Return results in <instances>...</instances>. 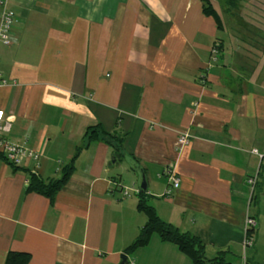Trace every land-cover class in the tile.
Segmentation results:
<instances>
[{
	"label": "crops",
	"instance_id": "0c3cea01",
	"mask_svg": "<svg viewBox=\"0 0 264 264\" xmlns=\"http://www.w3.org/2000/svg\"><path fill=\"white\" fill-rule=\"evenodd\" d=\"M6 1L14 23L0 70L13 83L0 86V110L8 137L39 157L15 166L0 155V264L9 251L28 253L26 264H120L122 253L125 264H194L156 233L125 253L146 221L137 174L112 139L87 140L96 125L142 166L145 200L163 221L199 238L207 257L264 264V52L250 56L236 40H249L251 20L225 13L227 40L224 19L218 30L201 0ZM185 129L192 136L179 149ZM79 146L52 198L28 190L30 173L58 178ZM168 165L180 179L170 196ZM248 215L256 226L244 248Z\"/></svg>",
	"mask_w": 264,
	"mask_h": 264
},
{
	"label": "trees",
	"instance_id": "16d2710c",
	"mask_svg": "<svg viewBox=\"0 0 264 264\" xmlns=\"http://www.w3.org/2000/svg\"><path fill=\"white\" fill-rule=\"evenodd\" d=\"M203 7L202 12L204 15L209 16L213 19L216 28L218 30H223V20L214 7V1H218L225 11L228 14H234L236 17H241L242 13L245 15H251V3L249 0H201ZM231 9V10H230ZM234 10V13L232 12ZM262 12V11H261ZM215 46L218 53L222 50V40L217 38L212 46ZM211 49V48H210ZM99 134L107 136L108 139H112L115 143L114 154L118 156L122 155V143L119 137L114 135H109L104 132L98 125L90 126L86 130L87 140L91 141L97 138ZM83 146L76 148L74 155L71 159L61 167L60 176L55 179H50L48 181L42 180L34 173H30V179L28 181V190L35 191L52 198L57 190L67 181L68 177L74 169V160L77 155L81 152ZM139 198L136 204L137 209L140 212H143L146 216L145 223L139 228L138 234L135 239L126 246L125 253H131L138 247L145 246L150 236L153 233L158 234L161 240L169 241L175 244L178 249L184 253L194 264H229L225 262L220 254L215 255L214 257H207L204 252L203 242L194 235H191L187 232H181L175 228L172 224L163 221L156 213L154 207L148 204L144 197V192H138ZM29 255L26 252H17L9 251L5 257L4 264H26L28 261Z\"/></svg>",
	"mask_w": 264,
	"mask_h": 264
},
{
	"label": "built area",
	"instance_id": "2783aa9c",
	"mask_svg": "<svg viewBox=\"0 0 264 264\" xmlns=\"http://www.w3.org/2000/svg\"><path fill=\"white\" fill-rule=\"evenodd\" d=\"M14 23V13L7 6L6 0H0V43L3 45H9L11 43V31ZM217 49L213 45L210 49V61L215 63L218 60ZM13 83L12 80L7 79L2 71L0 70V86L8 85ZM12 126L11 119L3 115L0 110V155L4 157L5 160L10 162L15 166L23 165L26 161H34L35 165L39 157V153L33 149L27 148L23 144L14 141L8 137ZM192 134L189 130H179L176 136V144L179 149L186 145ZM251 152L262 156L256 149H251ZM162 174L167 179V186L164 191V195L170 196L180 184V179L176 174L172 166H165ZM257 180V173L249 175L246 179L248 186L250 187V192H253ZM122 195L129 196L131 191L137 192V189H130L127 187H121ZM256 226V221L254 217L246 216L245 226H244V239L243 247H249L253 245L254 236L253 231Z\"/></svg>",
	"mask_w": 264,
	"mask_h": 264
},
{
	"label": "rangeland",
	"instance_id": "374dc122",
	"mask_svg": "<svg viewBox=\"0 0 264 264\" xmlns=\"http://www.w3.org/2000/svg\"><path fill=\"white\" fill-rule=\"evenodd\" d=\"M249 1L251 3V5H250L251 10H252L251 12L254 13V16L252 17L251 16L252 14H251L250 16L252 18L247 16V15H246L245 19L243 18L245 22L248 21V20H251V22H252V24L248 28V32H249V36H248L249 38L248 39L249 40L246 42L247 38H244L245 42L243 41V43H242L240 38L236 39V40H239V42H241V43L237 42V44L239 43L238 45L241 46L243 44L244 45L243 46L244 49H249L250 50V53H251L250 56H256L257 54L260 55V53L262 51L264 52V45H263V43H264V0H249ZM213 5L218 10V12H220V15H221L222 19H224V22L226 23L225 26H226L227 31H224L223 33H221V37L228 40L229 36L231 35L230 28H229L230 27V23L227 21L226 14H225V11L223 9V6L218 1H214ZM232 12L234 13V10H232ZM234 16L236 17L235 13H234ZM240 19H242V18H240ZM234 34L236 35L235 32H234ZM256 61H257L256 57H252L251 60H250L251 65L253 63L255 64ZM251 65L249 64V67ZM255 68H256V71H257L256 76L260 77V74L258 73L259 72L258 70L260 69V66L256 65ZM255 68H254V70H255ZM250 71H251V69H249V76H251V78L255 79L256 76H254L253 71L252 72H250ZM131 193H132V191H131Z\"/></svg>",
	"mask_w": 264,
	"mask_h": 264
},
{
	"label": "water",
	"instance_id": "95a60500",
	"mask_svg": "<svg viewBox=\"0 0 264 264\" xmlns=\"http://www.w3.org/2000/svg\"><path fill=\"white\" fill-rule=\"evenodd\" d=\"M117 157L119 159H123L126 163H128L129 167L137 174V181H138V190L140 192H146L147 190V183L146 177L144 173V169L142 166L131 156H129L125 151H122V155ZM114 160V157L112 158ZM127 263V255L122 253L121 254V261L120 264Z\"/></svg>",
	"mask_w": 264,
	"mask_h": 264
}]
</instances>
